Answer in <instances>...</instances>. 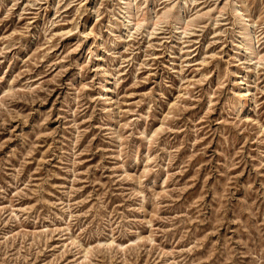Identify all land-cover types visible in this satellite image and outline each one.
<instances>
[{"label":"rangeland","instance_id":"obj_1","mask_svg":"<svg viewBox=\"0 0 264 264\" xmlns=\"http://www.w3.org/2000/svg\"><path fill=\"white\" fill-rule=\"evenodd\" d=\"M0 264H264V0H0Z\"/></svg>","mask_w":264,"mask_h":264},{"label":"bare ground","instance_id":"obj_2","mask_svg":"<svg viewBox=\"0 0 264 264\" xmlns=\"http://www.w3.org/2000/svg\"><path fill=\"white\" fill-rule=\"evenodd\" d=\"M250 44V43H249ZM251 46H252V48L254 47V45L253 44H251ZM107 87V86H106ZM246 95H247V93H246Z\"/></svg>","mask_w":264,"mask_h":264}]
</instances>
